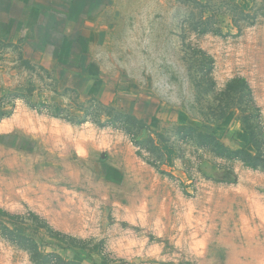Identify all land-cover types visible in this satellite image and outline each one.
Masks as SVG:
<instances>
[{"label": "rangeland", "instance_id": "rangeland-1", "mask_svg": "<svg viewBox=\"0 0 264 264\" xmlns=\"http://www.w3.org/2000/svg\"><path fill=\"white\" fill-rule=\"evenodd\" d=\"M262 166L264 0H0V264H264Z\"/></svg>", "mask_w": 264, "mask_h": 264}, {"label": "trees", "instance_id": "trees-1", "mask_svg": "<svg viewBox=\"0 0 264 264\" xmlns=\"http://www.w3.org/2000/svg\"><path fill=\"white\" fill-rule=\"evenodd\" d=\"M237 82H241V80L235 79V80L229 82L227 84V87L230 86L231 84H234ZM243 82L246 84L245 81H243ZM246 86H247V84H246ZM135 121H137L138 123H140V125H142L141 130H144L147 128L145 123H143L142 121H138V120H135ZM178 130L179 131L184 130L187 133H189L190 134L189 138L195 144H201L203 142L208 143L210 146L208 148H205V149L208 152L213 153L214 156L217 158L227 159V160H232V161H241L245 165L250 166L252 168L261 167V164H259V163H261L260 161L262 160V157L260 154H258L256 156H251L247 152H245L244 150H236V151L230 150V149L224 147L215 137L210 136V135H206V134L198 133L197 131H195L192 128L179 127ZM133 143L136 144L137 146H139V152L141 155L144 156V154H146V156H149V157H154L155 155H158L161 159V162L164 161L165 155H164L161 147L157 144L156 140H154L153 138H150L149 140H147L145 142H136L134 140ZM211 144H212V150H211ZM146 145H149L150 147L144 148V147H146ZM254 147L257 148V146L255 144H254ZM243 156H245L246 158H244ZM147 163L150 164L151 166L155 167V168L157 167L156 164L151 162L150 160H147ZM262 167L264 168V166H262ZM3 213L5 214V212H3V210L0 209V216L6 217V215H4ZM0 235L5 240H7L9 243H11L13 245H20V243L21 244H28V247L26 249L29 252V254H31V257L33 259L35 257L36 258L37 257H43L42 254L40 253L39 247L35 243V241H33L32 239L25 237L23 235L17 234L13 230H11L5 223H3L1 221H0ZM44 257L45 258L51 257V258L58 259V260L62 261V263H64V264H79L77 262H70V263L63 262V260H61V258L57 255H50V256H44Z\"/></svg>", "mask_w": 264, "mask_h": 264}]
</instances>
